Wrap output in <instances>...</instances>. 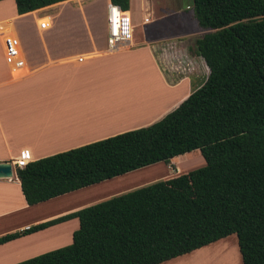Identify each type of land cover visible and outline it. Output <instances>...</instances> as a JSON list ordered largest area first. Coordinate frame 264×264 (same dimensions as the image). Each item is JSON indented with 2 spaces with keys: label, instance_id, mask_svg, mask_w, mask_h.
Masks as SVG:
<instances>
[{
  "label": "trees",
  "instance_id": "obj_1",
  "mask_svg": "<svg viewBox=\"0 0 264 264\" xmlns=\"http://www.w3.org/2000/svg\"><path fill=\"white\" fill-rule=\"evenodd\" d=\"M66 0H15L18 14ZM121 10L129 0H110ZM209 73L160 120L16 168L29 205L198 149L205 164L31 226L71 218L69 245L15 264H161L235 234L264 264V0H192ZM9 234L0 243L18 236Z\"/></svg>",
  "mask_w": 264,
  "mask_h": 264
},
{
  "label": "crops",
  "instance_id": "obj_2",
  "mask_svg": "<svg viewBox=\"0 0 264 264\" xmlns=\"http://www.w3.org/2000/svg\"><path fill=\"white\" fill-rule=\"evenodd\" d=\"M71 1L77 0L18 14L15 0H0V162L12 164V176L0 178V238L19 233L0 243V264H15L71 244L73 232L79 227L78 218L22 232L90 204L87 201L81 205L72 201L56 204L78 189L29 205L15 171L18 161L27 164L148 126L200 87L196 78L201 63L208 69L196 53L195 43L191 50L185 41H179L175 47L176 40L184 36L180 35L183 31L177 30L185 28L184 25L178 29L172 25L170 37L158 38L145 27L134 34L132 25L129 45L116 51L106 48L107 27L105 42L96 41L90 31V40L80 44L47 39L38 24L40 14ZM125 13L129 16V9ZM30 16L35 17L30 37L36 32L40 37L28 43L18 38L25 66L13 72L5 62L4 37H18L15 23ZM43 17L48 25L51 16ZM142 21L145 24L152 19L144 17ZM184 71L187 73L182 74ZM126 94L146 96V109L136 108V112L132 108L133 113L127 111L128 115L124 108H117L116 99L124 100ZM177 170L183 171L181 167Z\"/></svg>",
  "mask_w": 264,
  "mask_h": 264
},
{
  "label": "rangeland",
  "instance_id": "obj_3",
  "mask_svg": "<svg viewBox=\"0 0 264 264\" xmlns=\"http://www.w3.org/2000/svg\"><path fill=\"white\" fill-rule=\"evenodd\" d=\"M107 3L108 0L67 2L41 13L38 24L39 27L41 23L45 24V28L42 27L45 37L55 42L84 43L90 40L89 31L96 41L105 42ZM129 12V25H134V34L137 33V30H142L145 27L153 33L154 38L163 35L170 37L172 35V25H175L176 28L185 26L183 29L177 28L178 32L183 31L180 32V35L184 36L176 40L175 47L179 45V41H185L186 46L191 50L195 40L206 32L198 28L196 21L193 19L192 0H130ZM43 16H51V20L45 17L48 19V25L43 20ZM144 17H150L152 21L143 24ZM15 26L18 31L17 36L21 42L28 43L29 41L38 40V37H40L37 32L35 36L30 37L32 28H35L34 16L17 21ZM189 66L191 67V65ZM199 67L200 73L197 75L196 80L199 83L197 85L201 86L206 80L209 70L203 63ZM184 73H187V71L182 74ZM195 84V81L191 84L193 89ZM204 164L203 156L196 149L183 154V156L180 155L178 158L174 157L169 163H156L85 187L71 193L69 197L61 199L56 204L72 201L76 205H81V203L87 201L90 203L88 205H91L137 187L188 172ZM177 167H181L183 171L179 172ZM162 264H242V261L238 250L237 237L235 234H231L219 241L189 254L165 261Z\"/></svg>",
  "mask_w": 264,
  "mask_h": 264
},
{
  "label": "built area",
  "instance_id": "obj_4",
  "mask_svg": "<svg viewBox=\"0 0 264 264\" xmlns=\"http://www.w3.org/2000/svg\"><path fill=\"white\" fill-rule=\"evenodd\" d=\"M40 27L44 28L45 24L41 23ZM106 27V48L108 51L120 50L129 45L132 32V26L129 25V16L125 15V11L121 10L119 6L112 3L107 4ZM3 44L6 64L13 72H19L25 66V61L22 57L18 37L7 35L4 37ZM25 164L23 161L16 163L18 167H23Z\"/></svg>",
  "mask_w": 264,
  "mask_h": 264
},
{
  "label": "bare ground",
  "instance_id": "obj_5",
  "mask_svg": "<svg viewBox=\"0 0 264 264\" xmlns=\"http://www.w3.org/2000/svg\"><path fill=\"white\" fill-rule=\"evenodd\" d=\"M125 15H127V13H125ZM108 98L110 100L112 98V96L111 97H108ZM120 99H122V101ZM120 99H118V98L116 99L117 101L118 100L120 101V102L118 101V103H116V106H117V108H121V109L124 108L126 113H127V111L132 110V108L134 110L137 108L136 110L142 111L140 109H143V108L146 109V107L148 105V100H147V97L146 96H141V95H127L126 94V97L124 98V100H123V98H120ZM128 108H131V109L128 110ZM118 111H119L118 114H120V109H118ZM135 111H134V113H135ZM128 113H131L132 114L133 112L130 111ZM121 114H123V112ZM128 115H130V114H128Z\"/></svg>",
  "mask_w": 264,
  "mask_h": 264
},
{
  "label": "water",
  "instance_id": "obj_6",
  "mask_svg": "<svg viewBox=\"0 0 264 264\" xmlns=\"http://www.w3.org/2000/svg\"><path fill=\"white\" fill-rule=\"evenodd\" d=\"M12 176V164L10 162H0V178Z\"/></svg>",
  "mask_w": 264,
  "mask_h": 264
}]
</instances>
